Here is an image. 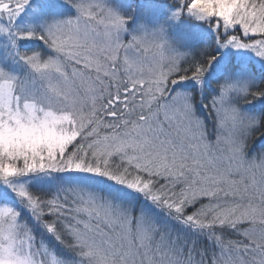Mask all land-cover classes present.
I'll list each match as a JSON object with an SVG mask.
<instances>
[{
	"label": "snow or ice",
	"instance_id": "snow-or-ice-1",
	"mask_svg": "<svg viewBox=\"0 0 264 264\" xmlns=\"http://www.w3.org/2000/svg\"><path fill=\"white\" fill-rule=\"evenodd\" d=\"M264 0H0V264H264Z\"/></svg>",
	"mask_w": 264,
	"mask_h": 264
},
{
	"label": "rangeland",
	"instance_id": "rangeland-1",
	"mask_svg": "<svg viewBox=\"0 0 264 264\" xmlns=\"http://www.w3.org/2000/svg\"><path fill=\"white\" fill-rule=\"evenodd\" d=\"M262 151H264V145L260 142L253 139L249 143V153L250 155H259Z\"/></svg>",
	"mask_w": 264,
	"mask_h": 264
},
{
	"label": "trees",
	"instance_id": "trees-1",
	"mask_svg": "<svg viewBox=\"0 0 264 264\" xmlns=\"http://www.w3.org/2000/svg\"><path fill=\"white\" fill-rule=\"evenodd\" d=\"M169 2H171V0H169Z\"/></svg>",
	"mask_w": 264,
	"mask_h": 264
}]
</instances>
